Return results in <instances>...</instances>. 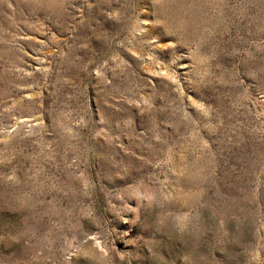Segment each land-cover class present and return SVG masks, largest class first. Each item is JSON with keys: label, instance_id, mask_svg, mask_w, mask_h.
Listing matches in <instances>:
<instances>
[{"label": "rangeland", "instance_id": "rangeland-1", "mask_svg": "<svg viewBox=\"0 0 264 264\" xmlns=\"http://www.w3.org/2000/svg\"><path fill=\"white\" fill-rule=\"evenodd\" d=\"M0 264H264V0H0Z\"/></svg>", "mask_w": 264, "mask_h": 264}]
</instances>
